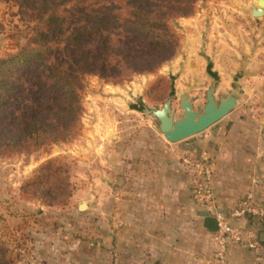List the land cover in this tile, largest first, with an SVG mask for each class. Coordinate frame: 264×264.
<instances>
[{"label": "rangeland", "instance_id": "obj_1", "mask_svg": "<svg viewBox=\"0 0 264 264\" xmlns=\"http://www.w3.org/2000/svg\"><path fill=\"white\" fill-rule=\"evenodd\" d=\"M255 4L256 0H198L192 15L169 21L179 39L171 61L154 73L133 75L116 84L87 75L82 112L65 139L30 153L0 157V264H30L42 256H51V245L57 240H102L103 208L111 206L113 200L109 192L113 195L126 188L137 174L146 178L152 163L164 158L173 146L190 174L193 202L207 209L192 196L196 173L191 162L205 158L198 150L188 152L182 148L201 132L169 142L159 131L158 120L145 114L143 107L160 108L172 96L171 108L178 118L182 115L183 92L188 93L194 110L201 111L211 84L217 102L232 90L238 89V97L244 94L242 80L248 77L246 67L252 62L250 49L254 40L264 35V25L256 23L264 22V15H251ZM28 26L13 2L0 0V57L24 41ZM189 45L199 48L205 64L216 58L206 51L224 45L228 51L226 72L215 71L212 76L205 65L185 63L186 58L195 57L184 54ZM260 54L263 56L264 51ZM256 68L259 71V66ZM48 160L55 161L50 181L25 185L37 179ZM83 202L86 207L80 210ZM214 204L213 198V213L217 211ZM93 224L98 225L99 232L92 228Z\"/></svg>", "mask_w": 264, "mask_h": 264}, {"label": "crops", "instance_id": "obj_2", "mask_svg": "<svg viewBox=\"0 0 264 264\" xmlns=\"http://www.w3.org/2000/svg\"><path fill=\"white\" fill-rule=\"evenodd\" d=\"M221 47L206 51L216 58L205 64L199 48L189 45L184 54L195 57L185 63L226 72L228 51ZM250 50L252 62L242 80L246 92L238 97V105L182 147L188 152L198 150L210 164L215 209L232 226L252 233L254 246L245 239L228 246V264H264V217L246 209L264 207V55L260 54L264 35L254 40ZM170 149L152 163L146 178L137 174L134 183L113 195L109 192L112 205L103 208L101 231L97 224L92 226L102 240H57L51 245V256L30 264H221L214 232L204 227L200 215L206 210L193 202L190 174L176 148ZM212 210L208 209L210 215Z\"/></svg>", "mask_w": 264, "mask_h": 264}, {"label": "trees", "instance_id": "obj_3", "mask_svg": "<svg viewBox=\"0 0 264 264\" xmlns=\"http://www.w3.org/2000/svg\"><path fill=\"white\" fill-rule=\"evenodd\" d=\"M5 1L29 26L24 41L0 57L3 158L65 139L82 112L87 75L116 84L171 61L179 39L169 21L192 15L198 0ZM54 162L25 185L50 181Z\"/></svg>", "mask_w": 264, "mask_h": 264}, {"label": "water", "instance_id": "obj_4", "mask_svg": "<svg viewBox=\"0 0 264 264\" xmlns=\"http://www.w3.org/2000/svg\"><path fill=\"white\" fill-rule=\"evenodd\" d=\"M264 14V0H256V4L251 7V15L258 18ZM238 89L232 90L226 97L220 98L217 102L214 97V84H211L205 92L206 102L203 109L194 110L191 99L187 92H183L180 98V108L182 115L176 118L172 111V96L168 97L160 108L149 109L143 107L145 114H150L159 122L158 128L163 137L172 143L179 142L188 137L194 136L225 117L238 105ZM86 204H79V209L83 210ZM203 217L204 227L210 231L217 230V220L207 211L200 214Z\"/></svg>", "mask_w": 264, "mask_h": 264}, {"label": "built area", "instance_id": "obj_5", "mask_svg": "<svg viewBox=\"0 0 264 264\" xmlns=\"http://www.w3.org/2000/svg\"><path fill=\"white\" fill-rule=\"evenodd\" d=\"M191 167L195 171L193 178L194 186L192 188V196L207 205L206 211L211 208L213 200V190L211 185V166L206 159L195 160L191 162ZM248 211L264 217V207L248 206ZM239 212H236L238 214ZM217 220V230L214 232V240L217 244L216 258L221 264H228L226 261L227 248L230 244L240 243L246 240L249 246H254L252 242L253 236L251 232L243 233L240 229L232 226L230 219L222 212L215 211L211 214Z\"/></svg>", "mask_w": 264, "mask_h": 264}]
</instances>
